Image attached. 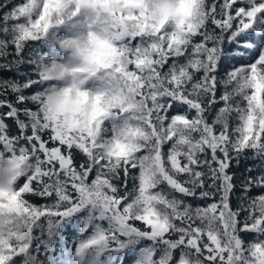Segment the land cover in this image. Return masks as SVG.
Wrapping results in <instances>:
<instances>
[{
	"label": "snow or ice",
	"instance_id": "1",
	"mask_svg": "<svg viewBox=\"0 0 264 264\" xmlns=\"http://www.w3.org/2000/svg\"><path fill=\"white\" fill-rule=\"evenodd\" d=\"M129 256L264 264V0H0V264Z\"/></svg>",
	"mask_w": 264,
	"mask_h": 264
},
{
	"label": "trees",
	"instance_id": "2",
	"mask_svg": "<svg viewBox=\"0 0 264 264\" xmlns=\"http://www.w3.org/2000/svg\"><path fill=\"white\" fill-rule=\"evenodd\" d=\"M252 163H254L252 159H247V160L242 159L238 168L234 165L233 170L236 172L237 177H240L244 173L245 169ZM125 259H126V264H131L132 258L130 256L126 257Z\"/></svg>",
	"mask_w": 264,
	"mask_h": 264
}]
</instances>
